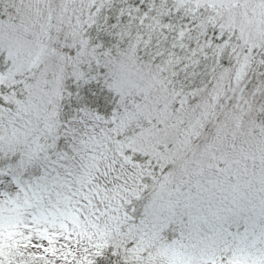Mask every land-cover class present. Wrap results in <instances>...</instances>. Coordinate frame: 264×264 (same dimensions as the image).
Returning a JSON list of instances; mask_svg holds the SVG:
<instances>
[{
  "label": "snow or ice",
  "instance_id": "1",
  "mask_svg": "<svg viewBox=\"0 0 264 264\" xmlns=\"http://www.w3.org/2000/svg\"><path fill=\"white\" fill-rule=\"evenodd\" d=\"M0 264H264V0H0Z\"/></svg>",
  "mask_w": 264,
  "mask_h": 264
}]
</instances>
